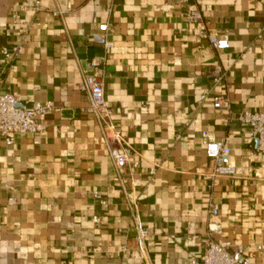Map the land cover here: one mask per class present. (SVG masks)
<instances>
[{"label":"crops","instance_id":"1","mask_svg":"<svg viewBox=\"0 0 264 264\" xmlns=\"http://www.w3.org/2000/svg\"><path fill=\"white\" fill-rule=\"evenodd\" d=\"M192 9L227 48L199 35ZM23 27L22 52L0 63V93L53 110L39 132L0 135V264H201L209 240L264 264V154L237 120L264 112V0H0V58ZM92 58L107 120L80 90ZM114 135L130 149L122 168ZM208 138H226L234 175H212Z\"/></svg>","mask_w":264,"mask_h":264},{"label":"built area","instance_id":"2","mask_svg":"<svg viewBox=\"0 0 264 264\" xmlns=\"http://www.w3.org/2000/svg\"><path fill=\"white\" fill-rule=\"evenodd\" d=\"M40 0H34V6L38 7ZM24 8V6H21ZM186 18L191 22H196L198 25V33L201 37L208 40L211 46L217 49H225L229 46L226 38H220L217 34L207 30L205 23L202 20V15L197 9L189 10ZM99 29L105 30L106 24H99ZM26 27L21 29V40L16 43H11L5 46L1 52L0 63L9 65L13 59L22 52L23 42L25 40ZM9 35V32L6 31ZM106 47L110 46L109 42L105 43ZM100 59L92 58L88 63L87 72L84 74L80 83V90L84 92L89 99V110L99 116L101 119L107 120L109 117V108L104 96V87L101 76L99 74ZM220 69H217V74ZM225 102L223 95L213 97V106L222 107ZM53 110L52 102L30 100L21 103L19 98L11 93H0V135L5 139V142L10 144L15 133H36L43 129L42 121L48 113ZM237 120L250 129L252 139L256 141V149L264 154V112L244 110L237 115ZM205 136L206 133L203 132ZM109 154L114 160L118 168L127 165L130 149L121 137L116 135L109 138ZM206 153L208 156L217 160L213 168L212 175L232 176L235 174L234 166L227 164L221 160L223 155L229 153V148L226 145V138L212 139L208 138L205 143ZM137 161L131 162L132 166H137ZM94 195H97L94 193ZM10 198L8 203H13ZM212 214H216L215 208L211 209ZM93 221H97L93 217ZM135 223V242L136 250L144 255L146 253V238L148 230L143 225L140 214H134ZM209 229L214 232H219L215 226H209ZM257 251L264 250V244L256 246ZM201 264H251L249 258L244 255L242 246L238 245L231 249V244L227 240H209L205 249L200 255ZM61 264H76L75 256H69L62 260Z\"/></svg>","mask_w":264,"mask_h":264}]
</instances>
